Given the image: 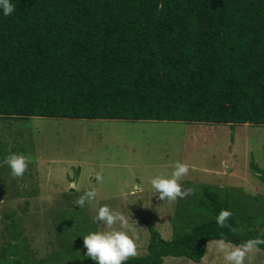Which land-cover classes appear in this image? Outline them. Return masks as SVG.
I'll list each match as a JSON object with an SVG mask.
<instances>
[{
    "label": "trees",
    "instance_id": "1",
    "mask_svg": "<svg viewBox=\"0 0 264 264\" xmlns=\"http://www.w3.org/2000/svg\"><path fill=\"white\" fill-rule=\"evenodd\" d=\"M12 2L15 11L0 15L2 121L52 117L264 125V0ZM10 153L26 155L24 148L0 144V163ZM260 179L264 182L263 175ZM228 192L201 185L180 200L170 239L146 222L147 253L125 264H161L166 256L198 262L207 242L220 233L233 244L264 240V219H252L259 214L257 206L250 209L251 202ZM220 209L233 212L228 222L235 232L216 225ZM16 222L11 223L15 241L21 237ZM82 224L70 227L76 247L62 239L45 257L25 253L11 264H62L65 253L69 259L83 257L80 236L95 225ZM26 246L12 242V250L4 246L0 253L9 249L16 256ZM258 247L264 250V243Z\"/></svg>",
    "mask_w": 264,
    "mask_h": 264
},
{
    "label": "rangeland",
    "instance_id": "2",
    "mask_svg": "<svg viewBox=\"0 0 264 264\" xmlns=\"http://www.w3.org/2000/svg\"><path fill=\"white\" fill-rule=\"evenodd\" d=\"M0 144L9 150L24 148L27 161L20 177L12 176L5 160L0 163V248L12 250V242L27 245L16 256L9 249L0 253V264L30 252L34 259L45 257L63 244L62 239L76 247L78 239L70 227L86 221L95 225L89 231L102 229L103 222L94 221L101 204L129 218V234L137 242L135 256H143L150 234L146 222L170 239L178 203L201 185L222 195L235 192L251 202L250 209L257 206L255 223L264 219V125L30 117L0 120ZM177 160L189 166L181 184L192 191L172 202L161 200L148 180L170 173ZM93 188L95 199L83 207L75 205ZM13 220L21 234L17 241L11 238ZM214 241L207 242L198 262L166 256L161 264H225ZM63 255L62 264H84L82 257L71 260ZM245 264H264V250L255 249Z\"/></svg>",
    "mask_w": 264,
    "mask_h": 264
},
{
    "label": "clouds",
    "instance_id": "3",
    "mask_svg": "<svg viewBox=\"0 0 264 264\" xmlns=\"http://www.w3.org/2000/svg\"><path fill=\"white\" fill-rule=\"evenodd\" d=\"M15 11L12 0H0V15L10 16ZM5 162L14 177H20L27 168V161L23 154L10 153L5 157ZM189 166L179 160L172 164V171L168 174H156L149 178L148 183L153 189V195L158 194L161 200L175 201L183 198L192 191L191 188L182 189V178L188 174ZM101 177L98 175L97 180ZM75 185H69L74 187ZM137 187V186H136ZM137 187V189H139ZM96 197L95 188L85 191L76 201L75 205L83 207L86 201H92ZM233 215L230 209H220L215 216V223L220 228H229L235 232L229 224V218ZM94 221L103 222L100 230H90L82 235L85 249L82 259H91L96 264H125L130 256L137 254V242L133 235L129 234V218L122 212L115 211L108 204H101L95 213ZM119 227H113L114 225ZM264 243L260 238H248L239 244H233L220 233L214 241L215 252L225 264H245L249 256L258 245Z\"/></svg>",
    "mask_w": 264,
    "mask_h": 264
}]
</instances>
